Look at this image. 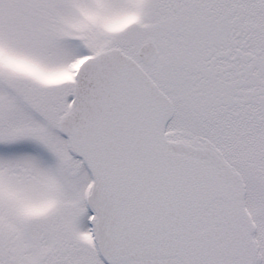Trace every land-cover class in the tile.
I'll return each instance as SVG.
<instances>
[{"label":"snow or ice","instance_id":"1","mask_svg":"<svg viewBox=\"0 0 264 264\" xmlns=\"http://www.w3.org/2000/svg\"><path fill=\"white\" fill-rule=\"evenodd\" d=\"M0 264H264V0H0Z\"/></svg>","mask_w":264,"mask_h":264}]
</instances>
